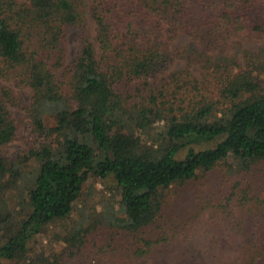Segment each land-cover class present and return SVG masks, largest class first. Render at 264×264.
<instances>
[{
	"label": "trees",
	"instance_id": "1",
	"mask_svg": "<svg viewBox=\"0 0 264 264\" xmlns=\"http://www.w3.org/2000/svg\"><path fill=\"white\" fill-rule=\"evenodd\" d=\"M197 1L192 11L189 0H90L87 11L80 0H0V149L19 132L11 109L23 103L17 89L31 91L29 154L10 161L0 153V264H147L209 200L228 218L238 203L263 210L264 78L255 71L264 57L237 71L221 54L208 61L213 87L179 83L175 72L161 91L149 81L169 70L177 52L197 59L194 50H167L180 29L203 41L204 53L239 46L249 25L264 32L259 22L230 15L238 0ZM72 29L82 31V44L68 60ZM171 84L172 93L162 91ZM225 162L232 172L215 176L209 192L198 191L202 200L188 204L192 182ZM91 178L114 181L119 215L106 223L93 207L76 231L63 230L56 223L71 216ZM16 194L20 209L9 204ZM55 224L61 245L38 247ZM243 246L231 264H264V232Z\"/></svg>",
	"mask_w": 264,
	"mask_h": 264
},
{
	"label": "rangeland",
	"instance_id": "2",
	"mask_svg": "<svg viewBox=\"0 0 264 264\" xmlns=\"http://www.w3.org/2000/svg\"><path fill=\"white\" fill-rule=\"evenodd\" d=\"M85 10H89L90 0H80ZM212 0H210L211 2ZM201 2V1H200ZM198 1L193 2L189 0V9L194 11V8H198ZM230 15L233 14L234 19L240 16L245 24H251L253 22H259L264 27V0H238L237 6L229 8ZM166 22L164 23L161 34L159 35V41L166 40ZM252 29L246 36H244L239 46H234L229 43L222 48H214L205 51V43L198 37L188 33L185 30H178V32L169 39L166 43L167 50L175 52L174 50L178 47H183L185 50H194L198 54L197 59H190L182 53L173 54V61L170 64L168 71H162L157 74L156 77L151 78L153 88L158 91L165 86L170 80V73L181 77L183 81L198 80L204 88L208 86L213 87L211 81L207 80L209 76L204 75L206 70V64L210 60H216L221 54L229 61V67L231 66L232 71H237L241 67L247 65H253L257 62V58L264 57V32L261 30H254L252 25H249ZM86 33L88 37L93 40L95 33V22L89 19ZM154 39V38H153ZM154 41V40H153ZM69 52L67 59L71 60L76 52L79 50L82 44V31L80 29H72L68 35ZM164 44V43H163ZM203 55V56H202ZM252 59H256L251 62ZM225 66V65H224ZM227 66V65H226ZM228 67V66H227ZM256 75L264 78V69L258 68L255 71ZM145 82H134L133 85ZM11 85V83H9ZM173 85L167 86L164 90L166 92H173ZM143 85V89L152 88L149 85ZM19 98H22L23 103L21 105L11 106L14 118L19 122V132L16 138H14L9 144L0 149V153L8 160H16L20 157H24L29 154V145L25 137V125L27 112L25 106L30 103L31 91L27 87L17 89ZM143 94H146L143 92ZM160 125L155 124L152 129L153 134H158ZM207 144L196 145L195 149L206 147ZM187 148H184L178 154L179 158H183L186 155ZM29 156L24 159L25 162L29 163L28 168L31 167L29 172H33L34 161L28 159ZM37 163V162H36ZM231 163L225 162L220 166L216 167L210 174L202 175L198 180L192 182L190 192L186 195L193 197L194 203L191 204L193 207L197 202L202 199L198 196V191L209 192L213 184L219 181L220 174L228 175L231 173ZM215 176H218V181ZM180 190V188H179ZM184 195L182 198L185 201ZM14 197V198H13ZM9 201L12 208H21V197L14 195ZM14 200V201H13ZM118 202L119 195L118 189L115 187L114 181L102 180L98 178H91L84 186L83 195L77 202V206L70 217L58 221L56 224L62 225L63 230L73 232L77 230L76 223L78 219L83 215L84 211L88 210L90 213L93 211V207H96L98 213L100 212L102 217L110 222L114 221V215L118 214ZM217 201L209 200L208 205L198 215H196L191 224L188 225L187 229L168 245L161 247V249L153 253L147 260V264H231L233 263L242 253L243 241L246 242L252 238L254 233L260 234L264 232V218L261 215L264 214V208L261 211L255 205L238 203L235 213L228 218L227 213L218 210L216 208ZM176 206L183 209L185 205L178 201ZM178 212V211H177ZM176 214H180L179 212ZM259 216L254 219L255 215ZM264 216V215H263ZM179 218V215H177ZM50 228V233L44 236L43 239L39 240L38 247L43 248L44 245L52 246V248H58L57 237L52 234L54 230H59L57 225ZM57 233V232H55ZM56 238H55V237ZM117 236V234H114ZM113 237V235L111 236ZM41 241V242H40ZM242 247V248H241Z\"/></svg>",
	"mask_w": 264,
	"mask_h": 264
}]
</instances>
